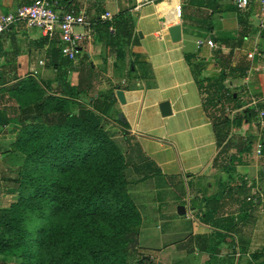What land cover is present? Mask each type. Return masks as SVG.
I'll return each mask as SVG.
<instances>
[{
	"label": "crops",
	"instance_id": "1",
	"mask_svg": "<svg viewBox=\"0 0 264 264\" xmlns=\"http://www.w3.org/2000/svg\"><path fill=\"white\" fill-rule=\"evenodd\" d=\"M34 1L0 0V16ZM54 1L59 12L84 14L89 24V28L78 27V33L89 30V39L80 44L77 59L64 57L67 64L60 61L58 32L49 39L37 29L29 32L24 27V33L14 25L0 35V73L18 80L33 77L59 92L57 74L62 85L76 87L83 72L91 69L90 88L79 96L80 104L119 87L113 90L104 128L107 133L119 129L110 134L119 149L123 144L127 194L141 216L138 247L146 254L137 264H264L263 255L252 258L264 251V131L249 129L248 122L239 130L233 125L227 140L220 143L212 116L205 110L212 85L207 80L219 83V67H210L213 49L229 56L225 69L238 70L233 76L226 71V88L242 104L234 108L224 98L223 115L232 119L242 116L245 109L254 113L264 108V31L258 29V5L251 3L241 11L229 0H201V4L197 0ZM126 11L135 41L123 46L122 38L113 36L110 42H102L95 22L108 23L114 31L113 21ZM106 13L110 20L102 19ZM174 25L181 26L178 43L171 42L167 31ZM211 38L216 42L211 43ZM14 39L24 43L23 52L5 47ZM186 54L210 60L206 70L200 68L197 79ZM198 80L204 82L202 92ZM116 90L123 91L125 104L117 101ZM82 96H88L87 101ZM164 101L171 108L166 117L158 108ZM219 105L211 111L214 117L221 115ZM235 133L243 135L235 138ZM254 136L260 139L255 155L247 161L245 143ZM142 171L151 172L147 176ZM148 179L152 200L142 192ZM179 207L184 214L178 212Z\"/></svg>",
	"mask_w": 264,
	"mask_h": 264
},
{
	"label": "trees",
	"instance_id": "2",
	"mask_svg": "<svg viewBox=\"0 0 264 264\" xmlns=\"http://www.w3.org/2000/svg\"><path fill=\"white\" fill-rule=\"evenodd\" d=\"M95 23L102 42H110L113 36L121 37L123 46L135 41L128 11L113 21L111 33L108 23ZM58 55L60 61L69 62L60 50ZM211 56L220 74L219 83L207 80L212 85L205 110L212 116L213 130L221 143L227 140L232 124L242 129L254 113L245 109L242 116L232 119L223 112L214 117L212 109L221 104L218 108L223 110L224 98L234 108L242 102L226 88L228 75L238 74L233 67L225 69L229 56L219 49L211 50ZM185 58L196 79L200 66L210 63L197 54H186ZM91 72H83L76 87L62 85L57 74L59 92L33 77L18 80L0 73V126L17 127L12 147L23 158L3 184V194L17 199L0 208V256L19 264H137L141 257V216L127 194L125 160L104 129L113 90L119 87L97 99L91 97L87 104L78 103L79 96L89 91ZM197 84L202 92L203 80ZM115 122L120 124L117 119ZM262 143L264 154V140ZM259 256L257 253L255 260Z\"/></svg>",
	"mask_w": 264,
	"mask_h": 264
},
{
	"label": "built area",
	"instance_id": "3",
	"mask_svg": "<svg viewBox=\"0 0 264 264\" xmlns=\"http://www.w3.org/2000/svg\"><path fill=\"white\" fill-rule=\"evenodd\" d=\"M148 3L152 0H143ZM238 10H246L251 3H256L259 9L258 29L264 31V0H229ZM57 3L54 0H36L33 3L21 6L14 13L0 16V35L20 22L27 29H37L43 37L51 39L55 33H59L61 40V54L70 61H74L80 44L89 39V30L82 33L75 32L76 27H87L84 14L74 12H59L55 9ZM111 16L106 13L103 20H110ZM112 32L113 28L109 27ZM199 45L201 42L198 43ZM259 129L264 131V110H258ZM258 146V153H260Z\"/></svg>",
	"mask_w": 264,
	"mask_h": 264
},
{
	"label": "rangeland",
	"instance_id": "4",
	"mask_svg": "<svg viewBox=\"0 0 264 264\" xmlns=\"http://www.w3.org/2000/svg\"><path fill=\"white\" fill-rule=\"evenodd\" d=\"M18 28H20V30L21 31H23L22 29H25L24 28V26H23V24L22 23H20V22H18V23H16L15 24ZM12 30H14L13 31V33H15V34H17L18 32H17V28H13ZM29 32H31L32 30H36V29H33V28H31V29H27ZM75 32H79V28L78 27H76L75 28V30H74ZM24 33H25V31H23ZM23 45H24V43H22ZM20 42H18L16 39H14L11 43H9V44H6L5 45V47L7 46L8 48H10V46H13V48H15V53H17V52H19V51H21L22 50V52L24 51V49H23V45H22ZM18 54V53H17ZM20 54V53H19ZM77 57V56H76ZM77 59V58H76ZM210 67H212V68H214L215 66L214 65H210ZM200 68H204V69H202L201 70V72H203L204 70H206V68H205V65H202V66H200ZM209 72V70H207V72L205 73V74H207ZM127 73H128V75H130L131 77L130 78H133L132 76H133V73L130 71V70H128L127 71ZM204 74V75H205ZM1 75L2 74H0V78H1ZM82 98L83 99H85V101H87V98H88V96L86 97H84V96H82ZM241 104V103H240ZM0 110H1V107H0ZM223 110H219V112H222ZM253 111V110H252ZM256 111L258 112V109H256L255 111H254V114H253V116H251L250 118H249V121H248V128L250 129V127L252 128V130L254 129L256 132L259 130V133L261 132V130L259 129V119H258V117H257V113H256ZM0 115H2V113L0 112ZM235 125V124H234ZM233 127V124H232V126H231V128ZM236 127V126H235ZM105 129V128H104ZM117 132H119V129H117V128H112V130L111 129H109V135L111 136V134L110 133H117ZM17 133H18V129H17V127H13V126H8V127H1L0 126V208H2V207H6V206H8L10 203H12V202H14L16 199H17V196H12V195H5V194H3V192H2V189H3V184H5V180H6V177H7V175H9V174H11L12 175V172H13V170H15L16 168H18V167H20L21 166V164H22V162H23V158H22V156H20L18 153H15L14 151H13V147H12V145H13V142L15 141V139H16V136H17ZM243 134H238V133H235L233 136L236 138V137H238V136H242ZM113 136V135H112ZM112 136H111V138H112ZM259 139L260 138H257L256 136H254V138L253 139H250V142H246L245 143V145H246V150H245V154H246V157H247V161H248V159H249V157H250V155L252 154V156L253 155H255L254 154V151L257 149V141H259ZM112 140H113V138H112ZM264 140V139H263ZM114 141V140H113ZM115 142V141H114ZM261 144H263V143H261ZM117 145V144H116ZM118 146V145H117ZM120 149H123V144H122V147L120 148ZM121 151V150H120ZM122 152V151H121ZM248 153H250L249 155H247ZM245 154H243V152L242 153H239V155H240V157H243ZM228 162H226V164H227ZM151 171H142V173L141 174H146L147 176H148V174L150 173ZM146 184L144 185V187H143V189H142V192L145 190L146 192H145V194H146V196L148 197V199L149 200H152V193L151 192H147L149 189H150V184L152 183V181L151 180H146V182H145ZM184 189H183V191H188V186L187 185H184V187H183ZM183 191H182V193H183ZM151 196V197H150ZM168 196H174V194L173 193H169L168 194ZM183 197L184 198H187V195H186V193L184 192V194H183ZM187 200V199H186ZM193 205L195 204V202H191ZM255 203V202H254ZM254 203L252 204V205H254ZM5 205V206H4ZM189 224L191 225V222L189 221ZM232 239V238H231ZM258 241V240H257ZM138 246H139V244H138ZM234 247L236 246V244H234L233 245ZM262 251V250H261ZM149 252H150V254H152L151 253V251L149 250ZM138 253L140 254V256H142V254H146L145 252L144 253H142V251H139V249H138ZM258 254L260 255L259 256V258L260 257H262L263 258V256H264V251H263V253L262 252H258ZM147 255H148V253H147ZM256 255V254H255ZM255 255L254 256H252V258H254L255 259ZM263 255V256H262ZM139 256V257H140ZM236 256V255H235ZM237 257V256H236ZM235 257V258H236ZM140 258H142V257H140ZM139 259V258H138ZM234 260H231V262L232 263H234L233 262ZM0 262H2L1 264H19V261H15V260H13V259H11V258H8V257H3V256H0Z\"/></svg>",
	"mask_w": 264,
	"mask_h": 264
},
{
	"label": "water",
	"instance_id": "5",
	"mask_svg": "<svg viewBox=\"0 0 264 264\" xmlns=\"http://www.w3.org/2000/svg\"><path fill=\"white\" fill-rule=\"evenodd\" d=\"M167 31H168V34H169V37H170L172 43H178L181 40V26L180 25H174V26L168 28ZM115 97L120 104H122V105L125 104V97H124L123 91L116 90ZM158 108H159V111H160V114L162 117H166V116H169L171 114L170 104L167 101L160 103ZM118 120L123 122L122 115H118ZM178 212L180 214H184V212H185L184 208L179 207Z\"/></svg>",
	"mask_w": 264,
	"mask_h": 264
}]
</instances>
